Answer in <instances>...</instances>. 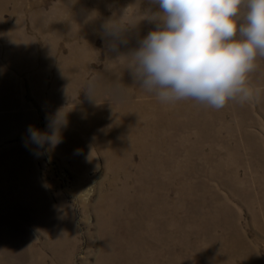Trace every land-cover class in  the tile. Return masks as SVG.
I'll use <instances>...</instances> for the list:
<instances>
[{"label":"rangeland","instance_id":"374dc122","mask_svg":"<svg viewBox=\"0 0 264 264\" xmlns=\"http://www.w3.org/2000/svg\"><path fill=\"white\" fill-rule=\"evenodd\" d=\"M147 8L0 3V264H264V57L253 102H162L127 69ZM105 23L126 29L120 56ZM59 111L35 156L28 126Z\"/></svg>","mask_w":264,"mask_h":264},{"label":"clouds","instance_id":"9594fccd","mask_svg":"<svg viewBox=\"0 0 264 264\" xmlns=\"http://www.w3.org/2000/svg\"><path fill=\"white\" fill-rule=\"evenodd\" d=\"M144 20L154 25L126 55L128 70L146 92L165 103L193 99L214 109L230 100L259 96L248 76L264 57V0H147ZM102 39L120 56L126 29L102 25ZM95 83L85 89L93 100ZM119 98V97H118ZM65 116L49 120L48 130L29 125L26 147L37 157L61 142ZM45 145L48 147L46 148Z\"/></svg>","mask_w":264,"mask_h":264},{"label":"bare ground","instance_id":"6f19581e","mask_svg":"<svg viewBox=\"0 0 264 264\" xmlns=\"http://www.w3.org/2000/svg\"><path fill=\"white\" fill-rule=\"evenodd\" d=\"M8 1L9 0H0V3L4 4ZM11 1H13L17 5H22V4L25 5L28 0H11Z\"/></svg>","mask_w":264,"mask_h":264}]
</instances>
